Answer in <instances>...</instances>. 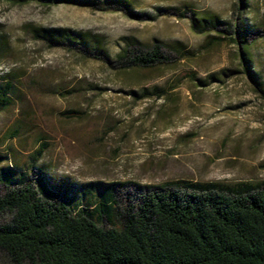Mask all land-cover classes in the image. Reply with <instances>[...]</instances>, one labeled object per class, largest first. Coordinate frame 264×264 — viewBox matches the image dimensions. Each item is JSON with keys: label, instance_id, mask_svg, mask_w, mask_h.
Segmentation results:
<instances>
[{"label": "rangeland", "instance_id": "rangeland-1", "mask_svg": "<svg viewBox=\"0 0 264 264\" xmlns=\"http://www.w3.org/2000/svg\"><path fill=\"white\" fill-rule=\"evenodd\" d=\"M128 2V12H104L0 0V84L2 76L14 84L13 102L0 112V155L27 165L42 139L47 149L34 165L51 180L97 191L116 184L122 202L138 186L168 181H264V96L258 91L264 86V0H248L247 11L237 0ZM214 18L219 31L193 29V19ZM242 24L252 76L242 70L237 42L229 40ZM31 28L92 35L109 60L49 48ZM132 40L189 54L169 68L123 70L118 55ZM153 87L170 94L139 98ZM67 111L82 116L67 119L61 115ZM0 264L12 263L0 254Z\"/></svg>", "mask_w": 264, "mask_h": 264}, {"label": "trees", "instance_id": "trees-1", "mask_svg": "<svg viewBox=\"0 0 264 264\" xmlns=\"http://www.w3.org/2000/svg\"><path fill=\"white\" fill-rule=\"evenodd\" d=\"M8 1L130 11L128 0ZM237 1L248 10V0ZM220 23L215 18L202 24L193 19L192 26L201 34L219 31ZM247 32L244 24L237 26L229 40L237 42L242 70L252 76ZM30 33L49 48L64 47L87 59L109 60L92 35L39 28H31ZM188 54L159 41L144 45L132 40L118 55V64L123 70L149 72L172 67ZM188 77L196 80L195 73ZM1 79L5 82L0 84V112L11 106L14 88L12 77ZM258 91L264 96V86L259 84ZM169 94L153 87L142 90L139 98L160 100ZM61 115L82 116L75 111ZM18 133L19 127L9 138ZM46 149L39 139L35 157L23 166L0 155V254L12 264H264V181H168L138 186L133 197L122 202L116 184L97 191L51 180L34 165Z\"/></svg>", "mask_w": 264, "mask_h": 264}]
</instances>
